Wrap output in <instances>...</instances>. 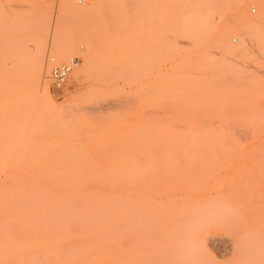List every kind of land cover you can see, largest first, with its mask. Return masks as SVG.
<instances>
[{
    "label": "rangeland",
    "instance_id": "rangeland-1",
    "mask_svg": "<svg viewBox=\"0 0 264 264\" xmlns=\"http://www.w3.org/2000/svg\"><path fill=\"white\" fill-rule=\"evenodd\" d=\"M37 55L46 77L38 89L30 76ZM71 60L55 86L51 69ZM186 129L214 154L213 191L264 192V0H0V213L10 217L0 224L35 223L27 214L44 210L62 178L102 186L126 177L129 159H159Z\"/></svg>",
    "mask_w": 264,
    "mask_h": 264
},
{
    "label": "bare ground",
    "instance_id": "bare-ground-1",
    "mask_svg": "<svg viewBox=\"0 0 264 264\" xmlns=\"http://www.w3.org/2000/svg\"><path fill=\"white\" fill-rule=\"evenodd\" d=\"M247 25L249 24L245 22L244 27L248 28ZM188 38L190 39L187 36L186 39ZM186 39L181 38L184 44L189 41ZM182 41L180 42L183 43ZM244 53L245 51H242V54ZM57 55L61 57L63 54L57 52ZM33 58L30 76L38 89L43 78H46L43 76V58L39 55ZM230 61L233 62L232 59ZM83 71L84 67L77 69L74 78L78 79ZM23 75L25 77L24 73L22 77ZM179 77L186 79L185 74ZM18 81L20 82V79ZM153 90L155 92L156 89ZM42 93L50 97L45 86ZM144 96L146 97V94ZM169 97L168 99L171 98ZM164 98L166 99V96ZM183 100L181 102H186L187 99ZM170 109L171 107L167 110ZM172 141L173 144L162 148L158 155L159 159L146 160L139 166H135L129 159L130 164L127 166L129 174L126 177L106 175L108 178L102 181V186L89 184L84 177L62 178L59 182L63 190L51 191L45 195L44 210L27 214L29 220L35 223L0 224V264H264V192L228 193L215 189L213 191L214 183L217 182H212L214 184L212 187L208 179L214 154L209 153L206 143L201 145L198 138L195 142L188 129L185 133L173 134ZM154 148L156 150V147ZM100 177L102 178V175ZM92 179H96V176L94 175ZM74 186L81 190L67 189ZM23 217L24 214L20 212L13 214L11 218ZM3 218L10 217L0 213V219ZM41 218L44 222L39 224ZM75 226L80 228L76 229ZM29 230L33 233H29ZM103 232H106L104 236ZM217 232H223L230 237H221L216 234ZM124 236L127 248L119 249L125 242ZM208 245L214 247L216 245L225 250L226 258L220 260L215 258L210 253Z\"/></svg>",
    "mask_w": 264,
    "mask_h": 264
},
{
    "label": "built area",
    "instance_id": "built-area-1",
    "mask_svg": "<svg viewBox=\"0 0 264 264\" xmlns=\"http://www.w3.org/2000/svg\"><path fill=\"white\" fill-rule=\"evenodd\" d=\"M73 64L74 60H71L69 63H62L51 69L50 78L55 86H60L64 82L65 78L71 71Z\"/></svg>",
    "mask_w": 264,
    "mask_h": 264
}]
</instances>
